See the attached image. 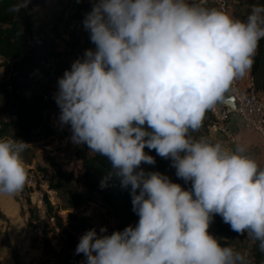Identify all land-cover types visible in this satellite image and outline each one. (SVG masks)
<instances>
[{
  "label": "clouds",
  "instance_id": "9594fccd",
  "mask_svg": "<svg viewBox=\"0 0 264 264\" xmlns=\"http://www.w3.org/2000/svg\"><path fill=\"white\" fill-rule=\"evenodd\" d=\"M87 49L58 79L59 120L71 140L106 157L130 188L139 220L123 231H86L84 264H247L246 255L210 233L216 215L264 252V167L243 145L196 138L205 115L252 69L264 39V5L246 18L196 0H91ZM17 0L9 11L27 9ZM30 144L0 137V195L28 182ZM172 160L185 189L158 171L145 149Z\"/></svg>",
  "mask_w": 264,
  "mask_h": 264
},
{
  "label": "trees",
  "instance_id": "16d2710c",
  "mask_svg": "<svg viewBox=\"0 0 264 264\" xmlns=\"http://www.w3.org/2000/svg\"><path fill=\"white\" fill-rule=\"evenodd\" d=\"M43 0H31L27 9L19 13H12L9 8L17 0H0V57L1 65H7L10 69L8 76L0 80V137H11L30 143L34 137L47 139L55 132V125L51 121L49 109L60 108L46 90H40L43 80H53L59 71L65 69L66 52L58 48L57 40L61 39L69 26L83 27V21L87 13L92 10V2L86 0H56L52 19L43 23L42 15L34 11V7ZM229 5L235 3L236 8L245 7L248 15L254 5H264V0H228ZM70 9L66 16L67 10ZM232 9V8H231ZM233 11V10H232ZM235 16V15H234ZM236 17V16H235ZM252 90L257 97H264V39L254 57V64L250 71ZM215 121L214 115L206 113L203 128V137L212 139L208 133V126ZM69 126V125H68ZM213 142V141H212ZM155 157L156 163L151 166L142 164L145 171H158L171 178L175 183L181 184L186 190L191 188V182H187L176 175L171 174L172 160L158 156L155 150L145 149ZM71 156L82 161L83 171L81 175L63 170L58 162L47 156L55 175H50L51 185L57 190L70 178L82 182L84 191L70 190L68 195V208L75 209L82 204L95 200L106 213L116 221L117 230L123 231L129 225L135 226L139 217L133 211L130 188L121 186L120 180L113 177L107 181V186L101 187V182L108 175L111 165L106 157L92 153L84 145L74 143ZM41 167V166H40ZM42 168V167H41ZM35 209H31L33 213ZM58 207L46 202V212L49 218H54L58 227L65 234L64 241L69 250L56 262V264H84L85 257L76 254L79 239L75 233L81 236L88 230L95 228L85 215H78L68 211L64 216L58 213ZM0 218L6 215L0 209ZM67 222V226L64 224ZM45 229V227H43ZM218 236L238 237L240 234L231 230L230 225L223 222L222 217L216 215L210 225ZM112 232H108L111 234ZM247 237V236H246ZM248 239V238H247ZM247 252L251 255L252 264H264V252L258 247V242H250ZM229 245L228 241H221Z\"/></svg>",
  "mask_w": 264,
  "mask_h": 264
},
{
  "label": "rangeland",
  "instance_id": "374dc122",
  "mask_svg": "<svg viewBox=\"0 0 264 264\" xmlns=\"http://www.w3.org/2000/svg\"><path fill=\"white\" fill-rule=\"evenodd\" d=\"M55 1L43 0L42 3L33 8L34 11H38L42 15L41 21L45 24L52 19L54 8L56 7ZM231 8L237 18L243 19L248 16L245 7L237 9L235 3H231ZM67 11L65 17L69 14L70 9ZM57 42L58 48L66 52L65 69L59 71L55 79L50 81L43 80L39 86L40 90H46L52 97H55L58 91V79L63 76L65 70L70 69L71 64L76 59L82 58L87 49H95V45L91 43L90 34L84 26L74 27L73 23L69 26L68 32H65ZM1 62L2 59L0 57ZM9 72L10 69L7 65H1L0 80L8 76ZM2 103L3 98L0 99V105ZM49 113L54 125L61 124L59 110L57 111L55 107H51ZM204 131V128L201 127L199 132L192 133V135L199 138L203 136ZM42 142L43 139L40 136L37 138L34 137L29 143L30 147L22 154L23 161L29 163L35 159L39 165H42L41 167L44 166L43 168L49 176L51 173L55 175L47 157L48 152L46 149H43ZM146 165L151 166L149 164ZM74 167L76 166L74 165ZM171 174L176 175V169L173 166ZM70 190L81 192L84 191V186L81 181L74 178H70L69 181H66L64 185L60 186L58 189V206H55L58 207L60 212L69 209L67 200ZM26 195L27 193L24 187L22 192L11 196L0 204L2 212L7 211L12 213V215L6 214V218L0 220V264H56L69 250L64 241L65 234L62 228L56 225L54 218L48 217L46 204L37 205ZM14 205L16 206L14 207ZM35 208L36 210L31 213L30 210ZM75 211L78 215H85L98 230L102 227H107L108 232L117 231L116 221L95 200H90L82 204L78 208H75ZM60 215L64 216L65 214ZM64 226H67V224H64ZM210 233L221 241H228L229 245L246 255L247 264H252L251 255L247 252L251 243V241L248 242L246 237L247 233L234 238L226 235L218 236L215 229H210ZM75 237L80 239L81 235L75 233Z\"/></svg>",
  "mask_w": 264,
  "mask_h": 264
},
{
  "label": "built area",
  "instance_id": "2783aa9c",
  "mask_svg": "<svg viewBox=\"0 0 264 264\" xmlns=\"http://www.w3.org/2000/svg\"><path fill=\"white\" fill-rule=\"evenodd\" d=\"M213 2L217 9L226 11L234 16L228 0H213ZM228 96L235 98L237 102L236 108L231 109L228 105L216 104L215 108L210 110L215 117V121L208 126L209 134L213 130H220L226 133V122L232 114H237L242 128L255 131L259 134L264 144V102L252 90L245 87L241 78L237 79L232 86V90L225 94V97ZM54 128V134L42 142L43 149L48 152L47 156L58 162L63 170L73 172L75 175H81L83 171L82 161L71 156L74 143L71 140L72 131L70 125L56 124ZM24 164L28 173V182L25 186L26 196L37 205L46 204L48 200L52 205L58 206V190L51 185L50 176L44 170V166L41 168L40 166L42 165H39L35 159L29 163L24 161ZM69 210L77 213L75 209L62 210L61 212L64 213L59 210L58 213L66 214Z\"/></svg>",
  "mask_w": 264,
  "mask_h": 264
},
{
  "label": "crops",
  "instance_id": "0c3cea01",
  "mask_svg": "<svg viewBox=\"0 0 264 264\" xmlns=\"http://www.w3.org/2000/svg\"><path fill=\"white\" fill-rule=\"evenodd\" d=\"M196 1L205 7L216 8L213 0H196ZM241 81L245 85V87L249 88L251 85L250 72L245 77L241 78ZM261 100L262 102H264V97ZM226 128H227L226 133L220 130H213L209 134L212 141L223 142L224 145L229 148H234L236 145H243L247 150V154L256 158L257 162L262 167L264 165V144L259 134H257L253 130L242 128L240 119L237 114L231 115L229 120L226 122ZM10 197L11 196L0 195V204L3 201H6ZM15 206L16 205H14V207ZM3 212L5 215L6 214L12 215V213H9L7 211H3Z\"/></svg>",
  "mask_w": 264,
  "mask_h": 264
},
{
  "label": "water",
  "instance_id": "95a60500",
  "mask_svg": "<svg viewBox=\"0 0 264 264\" xmlns=\"http://www.w3.org/2000/svg\"><path fill=\"white\" fill-rule=\"evenodd\" d=\"M217 104H220V105L225 104V105H228L231 109H235L237 102L233 96H228V97H225L224 100L218 102Z\"/></svg>",
  "mask_w": 264,
  "mask_h": 264
}]
</instances>
